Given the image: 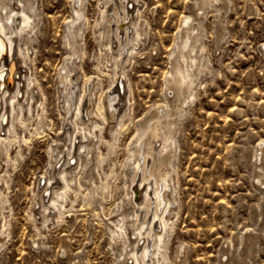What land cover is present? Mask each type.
<instances>
[{
  "label": "rangeland",
  "instance_id": "rangeland-1",
  "mask_svg": "<svg viewBox=\"0 0 264 264\" xmlns=\"http://www.w3.org/2000/svg\"><path fill=\"white\" fill-rule=\"evenodd\" d=\"M11 1L0 0V11ZM34 3V30L18 41L27 53L19 66L32 79L34 97L30 107L20 109L24 124L15 122L13 133L0 131L8 136L0 142V264H125L130 245L124 241L133 236L129 220L137 207L129 198V149L154 107L174 110L165 76L185 15L191 16V26L200 24L204 48L196 54L206 61L193 67L195 96L171 118L175 143L167 193L173 205L162 248L166 263L264 264V178L257 181L256 175L264 169V0H213L205 9L197 0H139L138 12L129 15L143 34L137 51L125 52L117 64L99 33L105 25L101 11L109 4L84 0L75 24L81 27L75 62L81 77L73 88L67 84L64 95L83 89L84 74L96 81L76 121L80 127L82 121L96 120L103 137L90 162L80 151L78 163L68 165L70 188L63 206L49 209L47 219V212L39 213V195L45 183L49 190L63 185L57 170L66 158L64 130H73L67 121L75 120L73 109L66 111L61 103L58 79L70 52L64 41L74 14L73 0ZM115 83L122 86L120 104L127 108L119 125L106 101ZM91 138L82 140L88 144ZM53 152L64 157L56 165ZM122 223L126 235L113 234ZM178 250L184 256L175 260Z\"/></svg>",
  "mask_w": 264,
  "mask_h": 264
},
{
  "label": "bare ground",
  "instance_id": "bare-ground-1",
  "mask_svg": "<svg viewBox=\"0 0 264 264\" xmlns=\"http://www.w3.org/2000/svg\"><path fill=\"white\" fill-rule=\"evenodd\" d=\"M138 1L139 0H104L106 4H109V6H106L105 4L106 7L101 11L102 19H104L105 25L103 31L99 33L102 39L105 40L103 45L108 49V51H110L114 63L116 64L117 60H120L125 52H134L136 50V42H138L140 35L143 34V31L141 32V30H138L137 28L135 17H130L133 11L138 12ZM197 1L200 3V9H205L206 6L213 2V0ZM11 2H13L11 6L7 3H3L1 5L0 11V47L1 45H4L6 55L3 58L0 56V71L4 72L5 74L4 76L0 77L2 79L5 77L3 81L6 80V87L3 88L4 84L2 83L0 87V131L6 130L9 133H13L15 131V122L23 123L20 109H22V106L24 105L29 106L31 100L34 97L29 88L32 79L28 77L27 72L22 70L19 66V63H26L25 58H27V53L25 52L26 50L24 51L22 45H20L18 41L22 33L29 34V32L34 30L33 28L35 18L37 17V8L34 3L35 0H12ZM16 4L18 7L15 8L14 6ZM83 4L84 0H73L72 12L74 17L72 16L73 18L67 21V36H65L66 38L64 41L65 44L70 48V52L65 57L64 63L60 67L58 75L59 88L63 94L61 103L63 106H66V111H69L72 108L74 111L73 117H75L74 121L71 122L69 119L67 121L72 124L73 130L70 127V129L65 128L64 130L66 141L68 140V144L66 143L65 147L66 158H64L62 154H56L58 151L56 153L53 152L55 157V165L56 163L60 162L62 158H64L61 167L58 170L56 169L58 176L63 180V185L49 190L50 186L48 187L47 183L44 184L38 199V209L39 213L42 215L43 212H47L49 209L51 210V208H59L63 206L66 192L70 188L69 181L66 179L68 165L75 162L78 163V155L80 151L84 152L87 163L88 161L90 162V155L94 150V145L97 144L103 137L101 135V123H96V120H92L89 124L82 121L80 127L76 121V118L81 115L83 111V97L86 95L89 99L90 95L94 92V90H96L95 88H97V84L95 83L96 81L90 80V77H87L86 74H84V80L82 81H84L85 85L83 89L73 96H70L69 93L64 95L66 94L65 91L67 84H72L70 88H73L79 77H81L75 63L80 57V51L78 49V45L76 44V36L80 33L78 31H80L81 27L79 25L75 27V24L82 18ZM129 13L131 14L129 15ZM183 18L184 19L181 24V29L183 32L179 31L176 36L178 39V42L174 43L176 50L171 52L170 55L172 57L171 69L165 76V86L167 90L172 91L173 97L175 99L174 110H167L164 108L160 109L159 106L154 107L149 118H146V121H144L145 123L139 127V130L136 133L135 139L133 141L135 145L133 148L129 149L130 154L128 160L130 162V167H128L131 171L130 183H132L130 188L131 190H129V198L131 201L134 200V203L136 204L135 207H137L134 211H132L129 220V227L131 228V234H133V236L126 237V241H124H128L130 245V248L127 249L125 253L127 256L125 259V264H167V254L166 251H164L165 249L163 250L162 248L164 247L163 244L165 243L164 233L168 230L170 225L169 216L173 205V201L170 199L167 193L170 188L168 179L170 169L168 170V166H170L172 163L171 159L172 156H174L173 145L175 143L173 131L174 121L171 118L174 117V115L176 116V114L181 113L183 111V105L188 103L187 101H190V99L195 96L193 85L195 81H197L196 75L198 73H193V67L198 65V61H200V65H202L203 61L205 60H203V58H198L196 54L197 49L198 51H202L204 48V45L201 44V35L199 33L200 24L196 27L191 26L189 22L191 16L185 15ZM11 60L14 62L13 65L9 67L8 62ZM107 67L109 66L107 65ZM15 68L17 74L14 71ZM111 68H113L112 65ZM14 74L16 75L14 76ZM89 82L90 85H88ZM111 88L112 90L108 92V99H106V101H108V111L111 115L110 118H115L119 125L122 118L126 115L125 109L127 108H122L120 104L124 99V96L121 92L122 86H119L118 83H115V85L113 87L111 86ZM95 107H97V105ZM87 114L89 115L90 112ZM100 114L101 118L104 119V115L101 111ZM3 116L6 117L5 122L2 121ZM163 118H165L166 121H163ZM78 120H81V118L79 117ZM110 130L113 131V129ZM90 136H92V138ZM89 137L91 138V143L88 142L87 144V142H84L85 140H82L87 138L90 139ZM78 138H81V140L78 141ZM7 139L8 136H1L0 132L1 144ZM25 140L27 141L28 139ZM105 142L109 144L107 140ZM5 147L4 150L6 149ZM259 150L263 152L261 147ZM5 152L6 156L8 157L7 149ZM256 175L258 176L257 181H261L264 178V169L260 168ZM48 180H52V178ZM133 183L137 185V188H134ZM40 184L42 183L40 182ZM140 189H143V191H141L143 193L140 197H138ZM46 190L48 191L47 193H50V197H48L47 202H44V198L46 196L44 192ZM134 194L139 198V200L137 197L136 199L132 198ZM49 215V212L44 214L46 219L50 217ZM123 219L124 217H122V221ZM123 232L124 234L126 233L124 223L119 225L118 229L112 230L113 234L118 235L123 234ZM175 256V260L182 258L184 256V250H178ZM129 259L130 263L128 262ZM82 263L84 264V262L81 260L77 264ZM183 263V260L180 259L178 262L176 260L175 264Z\"/></svg>",
  "mask_w": 264,
  "mask_h": 264
}]
</instances>
